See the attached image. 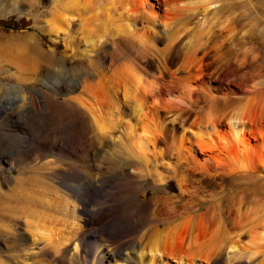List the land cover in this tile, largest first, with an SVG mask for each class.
Instances as JSON below:
<instances>
[{
    "label": "rangeland",
    "instance_id": "374dc122",
    "mask_svg": "<svg viewBox=\"0 0 264 264\" xmlns=\"http://www.w3.org/2000/svg\"><path fill=\"white\" fill-rule=\"evenodd\" d=\"M92 1L79 0L78 5L69 8L72 17L70 18L71 23L68 24L69 28H66L68 31L66 29L57 31L58 29H56V32L47 29L48 25H46V19L49 18L50 12L58 9L57 2L55 3L54 0H0V81L4 84L16 83V87L20 88L18 94H27L23 102L24 105H20L17 109V113L21 111L19 113L21 119L16 120L13 117L16 109L0 104V133L7 134V128L14 129V132L11 133L24 136L28 144L24 147L16 144L13 146L14 149L0 153L3 159L6 158L14 163V168L10 170L8 177L4 175L6 173L0 171V199L2 194L15 184L16 176L26 178L25 176L32 173L29 169L40 162H45L50 167L53 166V169L64 168L66 172H74V169L78 172L79 167L82 176L95 183V186L90 189L91 196L87 205L88 207L90 205L89 209H93L90 212L92 216L100 215L101 221L84 224L88 215L75 201L74 219L82 231L81 236H85V239H81L83 257L81 256L80 261L78 260L79 263L76 262V264H99L98 256L100 254H95L99 253V248L109 251V248L119 246L122 250L121 254L133 255L132 250L126 247L128 243L143 242L145 235L149 232L165 230L172 225L180 224L181 220L184 221V219L193 216L201 219L197 232L200 233L202 240L217 235V238L220 239L225 229L233 233L239 232L238 237L230 238L236 241L237 250L233 256L228 257L230 251H227L229 249L225 247L223 257L220 256L221 254H213L207 258V261L195 256L197 260L199 258L200 263L224 264L222 258L227 255L231 259L228 260L229 264H256L264 250V239H259L252 244L254 238H259L262 229L257 222L260 219L264 220V209H262V207L264 208V171L247 172L248 175H252L247 178L226 174L225 170L230 169V166L226 152L219 145L217 148L214 146L212 149L206 147L204 148L206 150H198L200 158L197 162L202 163L204 160L203 164L199 163V165L195 162L194 165L190 163L191 167L187 166L189 164L187 161L185 162V157L178 154L179 147L172 136L180 130L175 119L177 117H173L175 115L173 112L176 114L180 112V115L186 117L192 115L197 117L204 111L216 113L217 118H220L217 131L226 134V115L235 104L225 105L218 110L213 106L215 104L223 105V101L228 98L237 100L245 95L253 94L256 90H264V0H213L207 10L203 8V0H184L181 6L180 3L177 5L180 7L175 5L177 3L171 5V3H165L164 0H147V2L143 0L145 2L142 6L139 5L140 0H98L105 6H101L99 3L93 4ZM84 3L85 6H83ZM173 5L177 7L176 9L183 7V9H179V14L176 16L173 14L175 10ZM75 6L78 8L75 9ZM89 6H93L91 7L93 9L96 7L97 12L90 10ZM100 6L102 9L99 10ZM184 6L186 8L192 6V9L184 10ZM132 11L134 15L130 13ZM149 11L158 13L156 16L158 19H154L155 22H158L155 23V26H151L147 19L143 20ZM162 18L166 19L165 22L168 21L166 22L167 26L163 24ZM86 19L90 20L85 21ZM159 19L160 22L157 21ZM125 25L129 28H126ZM197 25L201 26L203 32L195 38L193 33H195ZM128 29H130L129 33ZM143 32L152 35V43L150 42L152 46L150 43L140 42L136 37ZM187 47L190 54L187 58L184 56V60L181 61L182 51ZM147 59L160 63L164 61L161 63L164 66L163 72H158L156 68L150 66ZM98 60L100 63H96ZM179 63L183 65L180 66ZM49 64L51 66H48ZM89 65L98 73V78L104 79L106 83L115 84L114 95L120 101L117 104L119 112L123 111L125 103L119 89L120 83H115V81L123 80L113 77L112 71L123 68L128 73L133 71L137 75L140 81V83L138 82L139 88L146 91V100H148H145L147 102H145V107L148 105L145 108V117L156 122L159 126L164 122L163 128L159 129L158 127L161 131L157 128L156 131H153L154 135L159 131L155 136L156 139L154 136L151 137V139L153 138L152 144H155L152 147L159 155L153 152L151 143H148L146 149H151L146 151V156L148 154L147 157L151 159L146 164L156 165V169L164 173L166 177L164 181H153L154 170L152 167L146 165L144 168L136 156V159L133 155L132 158L131 155L125 153L124 148L125 152L122 150L123 145L119 142L121 139L120 127H115L112 130V137L108 136L110 139H116H112L115 144L114 141L101 144L92 142L91 144L89 139L92 134L89 129L81 132V129L78 128L79 123L81 120H85L86 116L84 113L75 111L70 105L74 101L71 96L77 93L81 94V92L84 94L85 87L83 81L81 82L74 75H76L78 67H88ZM57 67L63 70L65 76L60 73L59 78L56 72ZM54 68H56L55 71ZM69 76L75 80L74 85L71 87L60 85L59 81L62 82L63 77ZM16 78L18 81H15ZM95 80L97 79H89L88 82L95 84ZM109 83L108 85H110ZM114 86L112 87L114 88ZM3 89L4 87L0 89V95L1 92L3 95L4 92L11 93V90L4 91L5 89ZM42 103H46L50 108L47 106L44 110ZM35 104H38V110L46 112V115L40 116V120L38 119L33 127L25 116L28 111L27 106ZM24 112L25 114H23ZM121 114L122 112L120 116H123ZM262 119L258 120V123H250L251 127L258 132V136L255 137V134L252 135L248 132L245 134L248 137V144L253 146V156L255 155L254 147L259 143L258 141H264V118ZM50 120L53 121L50 122ZM129 120L136 121L134 116H131ZM164 125L173 128L171 130L168 127L165 128ZM37 127L44 129L37 133ZM49 127L54 130H50ZM164 131L168 132L164 133ZM52 132L55 134L52 135ZM116 133H120L119 138H116ZM185 133L187 134V132ZM37 134L42 135V139L36 137ZM182 135L184 137V134ZM212 135L214 136V134ZM81 136L86 140H83ZM79 139H82L83 144L85 142V146H81L82 142ZM57 140L62 141V144L56 143ZM87 140L88 143H86ZM188 141L187 138L185 144L190 145L191 143ZM230 143L232 146L233 143L231 141ZM86 149H88V153ZM118 151H121V154ZM181 151H184L183 148ZM261 151L264 156L263 148ZM150 152L151 154H149ZM153 158L154 161L158 160L157 163L154 161L151 163ZM149 161L150 163H148ZM262 166L260 168L264 167ZM173 172L177 176H173ZM177 177L183 178L182 188L176 183ZM258 185H262L263 188L260 186L261 190L260 188L256 189ZM69 197L72 198L70 195ZM239 200L241 203L243 201L244 205L246 203L248 209L243 212L241 205L242 209L239 211L238 218L236 206ZM256 205L262 206L261 210L258 207L256 210ZM6 214L8 213L6 210L4 212L1 206V226L7 219ZM57 215L61 219L65 217L66 221L69 219L68 216ZM16 219L17 222L23 220L20 217ZM20 226L17 223L16 227L20 228ZM239 244L242 247L238 248ZM39 246L42 245L39 243L37 248L31 247L30 251L37 254L34 257L40 256L37 253L40 251ZM122 247L127 249L123 250ZM22 249L23 245L20 241L0 233V258L14 264L13 261L18 259L13 258V255L21 254ZM253 250L261 252H256L249 259L245 257ZM30 251L27 253H31ZM11 255L12 257H8ZM123 257L118 258L116 263L122 264ZM186 257L179 260L168 257L167 263L186 264L189 260V257ZM227 257L226 259H228ZM29 260L31 261L32 258ZM30 261L28 262L30 263Z\"/></svg>",
    "mask_w": 264,
    "mask_h": 264
},
{
    "label": "bare ground",
    "instance_id": "6f19581e",
    "mask_svg": "<svg viewBox=\"0 0 264 264\" xmlns=\"http://www.w3.org/2000/svg\"><path fill=\"white\" fill-rule=\"evenodd\" d=\"M11 1H17V0H11ZM54 1H55V3L57 2L56 5H58V9L56 8L55 10L51 11L49 18L46 19L47 23L46 22L45 23H46V25H48L47 29L55 30V31H56V29H58L57 31H59V29L63 30V29L69 28L68 24H69V22L71 23L70 18L72 17V14L69 12L70 11L69 8H72L74 5H78L79 0H54ZM101 1L93 0L92 2H93V4L99 3L102 6V5H104V3H101ZM182 1H184V0H164L165 3H171V5L177 3V4H175L176 6L179 3L181 6V3H183ZM203 1H204L203 2L204 5L202 4L203 8H206V10H207V7L209 5H212L211 2L213 0H203ZM108 2H110V1H108ZM143 2H145V1L140 0L139 5L142 6V4H144ZM146 2H147V0H146ZM110 4H112V2H110ZM175 5H173V6L175 7ZM83 6H85V3ZM180 6H177V7H180ZM76 7L77 6H75V9H76ZM86 7H84V8H86ZM91 7H93V6H91ZM91 7L89 6V8H91ZM177 7H175L174 8L175 10L173 11L174 12L173 14L175 16L177 14H179V9L180 10L183 9V7L176 9ZM184 7H185L184 10L185 9H189V10L192 9L191 8L192 6L187 7V8H186V6H184ZM126 8H128V7H126ZM138 8H140V7H138ZM67 9H68V11H67ZM95 9H96V7H95ZM95 9L91 8L90 10H95ZM100 9H102V7L99 8V10ZM193 9H195V8H193ZM90 10H88V11H90ZM203 10H205V9H203ZM81 11H83V10L81 9ZM146 11H144V12H146ZM127 12H129V11H127ZM83 13H84V11H83ZM130 13L132 14L134 12L132 11ZM157 14L155 13V11H149L148 14L145 15V17H144L145 19H143V20L147 19V21L149 22V24H151V26H155V23H158V22H155V20H154V19H158V18H156ZM132 15H134V14H132ZM79 16H81V15L79 14ZM89 20L90 19H88V20L86 19L85 21H89ZM165 20H164V22H165ZM157 21L160 22V19ZM164 22H163V24L166 25L167 24L166 22H168V21H166L165 23ZM125 27H126V25H125ZM126 28H129V27H126ZM195 29H196L195 33H193V32L192 33L194 34L195 38H197L198 36H200L202 34L203 30H202L200 25H197ZM149 30H147V31H149ZM127 32L129 33L130 29H128ZM138 36H140V37H138ZM138 36L136 35V37L140 40V42H143V43L144 42H147V43L151 42L152 35L148 34L147 32H143V33H141V35L139 34ZM151 43H150V45L152 46ZM182 52H183L182 53L183 57H182L181 61L184 60V56L187 58L190 54L188 47L186 49H183ZM20 53H21V51H20ZM147 61L149 62L150 66H152L153 68H156V70L158 72H163L164 66L161 63H163L164 61H162L161 63L159 61L156 62V60L151 61V59L150 60L147 59ZM98 62H99V60L96 63H98ZM179 65H180V63H179ZM182 65L183 64H181L180 66H182ZM48 66H51V65L49 64ZM55 69L56 68H54V71H55ZM49 70H51V69H49ZM56 70H57L56 72L58 73L59 78H60V73L63 74V70L59 69V67H57ZM94 70L95 69H93V67L90 65L88 67H78L77 73H76V75H74V76H77V78L81 82L83 81L82 83L84 84V87H85L84 94H82V92H81V94L77 93V94H74L73 96H71V98H74V101L71 102L70 105L73 106L75 111H77L78 113L79 112L84 113L86 116L85 120H81L80 123L78 122L79 123L78 128L81 129V132L85 131L86 129H89V131L92 134L91 139H89V141H91V144H92V142L95 144H101L104 142L109 143L112 141V139H115V138L110 139V138H108V136L109 137L111 136L112 130H114L115 127H117V128L120 127V129H119L120 131L116 130V131H119L121 133V139H119V142H121L122 144L119 142L118 143L123 145V147L120 145V148L122 147L123 151L125 149L126 152L125 151L124 152L128 153L131 156L133 155L134 158L136 156V158H138L137 160H139L138 162L142 163L144 168H145L146 165H150V164H146L147 161L150 159V157H147L148 154L146 156V153L151 150V149L146 150L147 145H148V143L152 144L151 140L153 138L151 139V137L152 136L155 137L157 135V133H159V131H161L159 129L163 128L162 126H163L164 122L161 124V126H159L156 122H153L152 120L147 119L145 117V115H144L145 111H146L145 108L148 106V105H146V107H145V102L148 100H146L147 99L146 93H145L146 91L144 92V91H142L143 89L141 90L139 88L140 81L138 80L135 72L129 71V73H128L123 68L118 69V70L114 69L112 71L114 73L113 77H115L118 80L119 79L123 80L120 82L115 81V83H120L119 89H120V92L122 94V98H123L122 100L125 103L124 107H123V111L119 112L118 108H117V107H119V106H117V104H119L118 103L119 99H117V97L114 95V93H115V91H114L115 86L114 85L115 84L114 83L110 84L108 82L110 84V85H108V83L104 82V79L98 78L99 75H97L98 73ZM51 71H50V73H51ZM52 73H54V72H52ZM187 74H189V73H187ZM63 78H64V80H62V82H61V80L59 81L60 85H62V86L66 85V86H70V87L74 85L73 83H75V80L73 79V77L69 76V77H63ZM89 79H93V80L97 79V80H95L96 81L95 84H92V83L88 82ZM189 79L191 80L192 78L190 77ZM16 80H17V78L15 79V81ZM108 81H110V80H108ZM90 82H92V81L90 80ZM77 83H78V81H77ZM15 84H4L3 82L0 81V89H2L4 87V89H5V90L3 89L4 91H6V90L10 91L11 90L10 92L12 93V94L11 93L9 94V92L8 93L4 92L5 94L3 95V93L1 92L0 104L5 105V107L6 106L7 107H13V109H16V110H14L13 117L16 120H18V118L21 119V117L19 115V113L21 111L19 113H17V109H19L20 105H24L23 102H24V99L27 96V94L19 93L20 94L19 95L18 89H20V88L19 87L17 88ZM112 86H114V88ZM116 89H117V87H116ZM29 95H30V93H29ZM33 99H34V97H33ZM34 100H32V101H34ZM17 102H20V103H17ZM26 102H25V104H26ZM229 104L230 105L235 104V106L234 107L231 106L233 109H231L230 112L226 115V124H227L226 134H221L217 131V130H219L217 128V124L219 121L218 119H220V118H217V116L215 115L216 113L214 114L213 112H205L204 111V112H201L197 117H194L193 115L186 117L185 115H180L179 114L180 112L177 114H176V112H173V113H175V115L174 116L172 115V116L177 117L175 119L178 122L180 130L177 131L176 135L172 133L173 134L172 138H174L175 143L177 142V145L179 147L178 148L179 153L178 152L177 153L182 155L183 158L185 157L184 158L185 162L187 161V163L189 164L187 166L191 167L190 163H193V165H194V163L199 160L200 157L198 156L199 155L198 150H203L206 147L207 148L211 147V149H212V148H214V146H216L215 148H217V146L219 145L226 152L225 154H226V157H227L228 162H229L228 165L230 166L229 167L230 169L225 170V173L230 174V175H239L241 177L247 178L248 176H252L250 174L248 175L247 172L252 173V172H258L259 170L264 171V167H263L264 166V156L261 154L262 148L264 150V141L263 140L258 141L259 143L254 147L255 155L253 156L252 155V152H253L252 147L253 146L250 143L248 144V137L245 135L246 132H248V133H251L252 135L255 134V137L258 136V134H257L258 132H256V130L253 127H251L250 123L251 124L258 123L257 122L258 120L264 118V90L263 89L258 90V91L256 90V92H254L253 94L245 95V96H243L237 100L231 99V98L225 99L223 101V105L215 104L213 106V108L218 110L221 107H224L225 105H229ZM37 105L36 104L35 105H28V106L26 105L28 107V111L25 110L27 113L25 118L30 122V124L33 127H34L36 121L38 122V119L40 120V118H41L40 116L46 115V112H41L38 110ZM42 106H43L42 108H44V110H45L48 105L46 103H44V104L42 103ZM21 108H23V107H21ZM204 110H206V109H204ZM49 111H50V109H49ZM121 112H122L121 115L125 116L126 118H124V119L121 118V117H123V116H120ZM50 113H51V111H50ZM23 114H25V112ZM181 114H182V112H181ZM50 115H52V114H50ZM131 116H134V118L136 119L135 122H133V121L131 122L129 120V118ZM50 117H52V116H50ZM45 120H44V122H45ZM53 120H54V118H53ZM53 120H50V122ZM50 122H48V123H50ZM121 122H124V123L121 124ZM43 125H44V123H43ZM45 126H44V128H45ZM158 127H159V129H158ZM164 127H165V125H164ZM166 127H168V126L166 125ZM44 128L37 127L36 128L37 133L43 131ZM156 128L159 131L155 132L156 135H154L153 131H156L155 130ZM169 128L171 129L173 127L170 126V127H168V129ZM50 130L53 131L54 129L50 128ZM7 131H8L7 134L0 133V153H2L4 151H10L13 148V146L16 144L22 145L23 147L28 145L26 143V140L24 139V136H21V135L19 136L18 134L11 133V132H14V129L10 130L9 128H7ZM54 132H52V135L55 134ZM165 132L166 131H164V133ZM173 132H174V130H173ZM185 132H187V134ZM119 134H117V133L115 134L116 138L117 137L119 138ZM182 134H184V137ZM212 134H214V136ZM174 135H175V137H174ZM82 136H81V138H82ZM36 137L42 139V135H40V134L39 135L37 134ZM205 137L208 138L209 140L206 139ZM187 138L189 139L188 142L191 143L190 144L191 149H190V145L185 144V140H187ZM203 138L206 140H204ZM82 139L84 140L85 137ZM82 139L81 140L79 139V140L82 142ZM155 139H156V137H155ZM89 141L87 140L86 143H88ZM230 141L233 143L232 146L230 145L231 144ZM61 142L62 141H60V140L56 141V143H61ZM113 143L115 144V141ZM153 143H155L154 140H153ZM61 144H59V145H61ZM194 144L196 146L195 147L193 146V148H192V145H194ZM153 145H155V144H152L150 146L152 147ZM81 146L82 147L85 146V142H84V144L82 142ZM106 146H108V145H106ZM175 147H177V146H175ZM196 147H198V148H196ZM102 148H103V146H102ZM181 148H183L184 151H181ZM86 150L88 153V149H86ZM152 150L154 153L156 152L154 150V148ZM174 150H175V148H174ZM204 150H206V149H204ZM110 151H111V149H110ZM112 153H113V150H112ZM157 153L158 152H156V154ZM149 154H151V152ZM155 155H154V158H155ZM157 155H159V154H157ZM180 155H178L179 158H180ZM125 156H126V154H125ZM133 156H132V158H133ZM154 158H153L151 163H153ZM156 158H157V156H156ZM10 160H12V159H10ZM48 161H50V160H48ZM157 161H154V162L157 163ZM6 162H7V164H6ZM203 162H204V160H203ZM203 162L202 163L197 162V164H199V163L203 164ZM148 163H150V161ZM259 164H261L260 166L263 165L262 166L263 168H260ZM51 165H52V163H51ZM68 165H70V164H68ZM153 165L149 166V167H152V170H154L153 181H155V182H160L162 180L164 181V179L166 178L164 176V173H162L160 170L156 169V165H154V166ZM52 167L48 166L45 162H40L39 164H36L33 167H31V169H29V170H31L32 173L30 175L25 176L26 178H21L20 176H16L14 178L15 184L13 186L11 185L12 187H10L6 193L2 194V197L0 199V204L3 208V211L5 212V210H6V212L8 213V214H6L7 215V219H6L7 221L4 220L6 223L4 222V224L2 226L0 225V233H2L3 235H6V237L9 236L10 238H12L14 240L17 239L23 245L22 253L19 255H16V254L13 255V258L15 257L18 260H16V261L10 260V261H13L14 264H76V262L79 263L78 260L80 261L79 258L83 255V254H81V252H83L81 239H85V236H83V235L81 236L82 231L80 230L77 221H75V219H74L75 218V214H74L75 212L74 211L76 210L75 209V205H76L75 201L78 202L79 205H81V207H82L81 210L86 212L85 214L88 215L86 220L85 221L83 220L84 224L88 223V222L94 223V222L101 221L100 215L97 214L96 216H92V213H90V212H92L93 209H89L90 205H89V207L87 205V201L90 199V196H91L90 189L95 186V183H93L91 181V179H87V178L83 177L79 167H78V172L75 169L73 170L74 172H66L64 170V168L63 169H61V168L60 169H53ZM198 167H196V168H198ZM13 168H14V163L10 162L6 158L3 159L2 156L0 155V171L6 173L4 175H6L8 177L10 175V173H9L10 170ZM185 170L187 171V169H185ZM166 171H167V169H166ZM174 172H173V176H177ZM254 175H255V173H254ZM142 176L143 175H141V177ZM236 177H238V176H236ZM256 177H257V175L255 176V178ZM182 179H181V177L180 178L177 177L176 183L180 188H182V182H181ZM175 180H176V178H175ZM95 181L97 182V180H95ZM101 183H102V181H101ZM260 186H261V188H263L262 185H260ZM260 186L258 185V187L257 188L255 187V188L258 189V188H260ZM261 188H260V190H261ZM99 190H101V188ZM69 195L72 196V198L69 197ZM238 202L239 203L236 206V210H237L236 214L239 218V211L243 208L242 210H244L243 212H245L248 208H247V205L245 202H244L245 205L242 204L243 201H242V203L240 202V200ZM1 206H0V208H1ZM257 207H258V205H256V210H257ZM261 207L259 206L258 208H260V210H261ZM262 209H264V208L262 207ZM79 212H80V210H79ZM79 212H77V213H79ZM57 214H62L63 216H68L69 219L68 218L67 219L69 221L68 220L66 221L64 219L65 217H62V219H61ZM94 214H95V212H94ZM80 215H82V214H80ZM240 216H241V213H240ZM263 216H264V214H263ZM17 217L22 218L23 219L22 222H17L18 221L16 219ZM200 220H199V218L194 217V216L191 218H186V219H184V221L181 220L180 224L172 225L173 227L171 226V227L166 228L165 230L163 229V230H155L153 232L152 231L149 232L147 235H145L143 242L136 241V243L135 242L128 243L126 245V247L132 250V254L134 253L133 254L134 256L131 254H128V253H125L124 255L121 254L122 250H120L121 248L119 246H113V247L109 248V251L103 250V248H99L98 249L99 253L96 252L95 254H100L98 256L99 264H117L116 263L117 259L118 258L121 259V256H124L122 258V261H124V262H122V264H168L167 263L168 257L179 260V259L186 257V256L189 257L188 258L189 260L187 261L186 264H205V263H200V261H198L199 260L198 257H200V259L203 258L205 260H207V258L211 257L213 254H221L220 256L223 257L224 256L223 251H224L225 247H228L227 249H229V250H227V251H230V253L228 252L229 253L228 257L233 256V254L235 253V250H237L236 249V241L231 240L230 238L233 236L238 237L239 232L233 233V232L225 229V231H223L224 233H222L223 235H222V237H220V239L217 238V236H218L217 235L216 237L214 236V237L209 238L207 240L206 239L202 240L200 235H199L200 233L197 232V229H199V226H200ZM16 222L19 225H21L22 228H21V226H20V228L16 227V225H17ZM130 224H131V222H130ZM257 224H258V226L260 225L261 226L260 228H262V229L259 233V238H257V239L254 238L253 239L254 242H252V244L256 243L255 241H258L259 239H264V220L262 221L260 219V221L257 222ZM88 227H89V225H88ZM127 228H129V227H127ZM111 235H113V234H111ZM239 236H240V234H239ZM39 243H40V245H42L41 247L39 246L40 251L37 252L38 254H40V256L34 257L37 254L35 255V253H32L30 251L31 247L35 246L37 248ZM242 245H243V243H242ZM240 247H242V246H240V244H239L238 248H240ZM122 249H123V247H122ZM131 250H130V252H131ZM27 251H30L31 253H27ZM42 251H43V253H41ZM256 252L260 253L261 251L253 250V251H251V253L249 252V254H246L245 257H247L249 259L250 257H253L254 254H256ZM237 253H238V251H237ZM195 256H198L197 257L198 260L196 259ZM225 256L227 257V255H225ZM8 257H12V255L8 256ZM226 257L222 258V260H223L224 264H227V263L229 264L228 260L230 261L231 259H229L228 257H227L228 259H226ZM30 258H32L31 261L29 260ZM109 260H112V261L109 263V262H107ZM28 261H30V263ZM180 262H182V261L180 260ZM0 264H12V263H10L7 260L0 258ZM256 264H264V250L262 252L261 257H259V259L257 260Z\"/></svg>",
    "mask_w": 264,
    "mask_h": 264
},
{
    "label": "water",
    "instance_id": "95a60500",
    "mask_svg": "<svg viewBox=\"0 0 264 264\" xmlns=\"http://www.w3.org/2000/svg\"><path fill=\"white\" fill-rule=\"evenodd\" d=\"M194 146V145H193ZM211 264V263H210Z\"/></svg>",
    "mask_w": 264,
    "mask_h": 264
}]
</instances>
